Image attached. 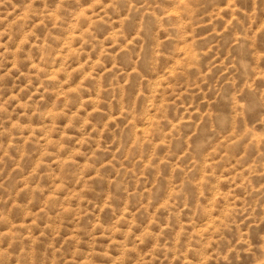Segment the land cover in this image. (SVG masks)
Wrapping results in <instances>:
<instances>
[{"label":"rangeland","instance_id":"obj_1","mask_svg":"<svg viewBox=\"0 0 264 264\" xmlns=\"http://www.w3.org/2000/svg\"><path fill=\"white\" fill-rule=\"evenodd\" d=\"M0 264H264V0H0Z\"/></svg>","mask_w":264,"mask_h":264}]
</instances>
